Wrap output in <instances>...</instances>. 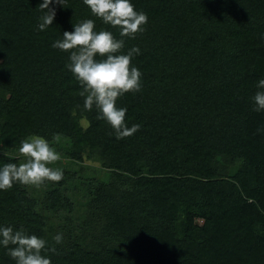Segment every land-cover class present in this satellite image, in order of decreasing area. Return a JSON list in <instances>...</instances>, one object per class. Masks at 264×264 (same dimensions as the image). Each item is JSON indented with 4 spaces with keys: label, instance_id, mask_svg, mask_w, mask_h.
<instances>
[{
    "label": "trees",
    "instance_id": "16d2710c",
    "mask_svg": "<svg viewBox=\"0 0 264 264\" xmlns=\"http://www.w3.org/2000/svg\"><path fill=\"white\" fill-rule=\"evenodd\" d=\"M42 2L0 0V168L18 163L1 150L19 152L29 136L73 133L76 110L89 127L71 156L116 169L139 196L117 202L102 184L80 215L58 190L39 209L15 183L0 191V227L45 239L51 264H264V111L252 102L264 79V0H130L148 16L135 39L83 0L49 5L53 24L39 31ZM88 19L124 39L122 54L140 50L131 63L141 90L117 102L128 127L139 120V141L117 139L83 107L69 53L52 47ZM0 264H15L3 246Z\"/></svg>",
    "mask_w": 264,
    "mask_h": 264
},
{
    "label": "clouds",
    "instance_id": "9594fccd",
    "mask_svg": "<svg viewBox=\"0 0 264 264\" xmlns=\"http://www.w3.org/2000/svg\"><path fill=\"white\" fill-rule=\"evenodd\" d=\"M63 0H43L39 8L44 15L39 31L53 24L56 12L49 5ZM92 15L104 24L119 29L120 37L135 39L144 32L148 16L135 10L130 0H83ZM95 23L88 19L73 26L72 32L65 31L62 39L52 47L69 53L67 69L79 82L84 98L83 107L98 111L97 119L104 120L114 130L117 139L132 136L140 129L139 124L128 127L125 123L126 108L117 107V100L126 93L141 90L140 70L132 66V58L140 54L138 47H132L122 54L124 39H117L112 32L95 31ZM100 59H97V58ZM252 97L254 111H264V79H261ZM59 134L53 136L52 143L58 142ZM47 139L33 135L21 141L19 154L24 159L19 163H7L0 168V191L10 190L15 183L41 187L46 182H59L63 170L51 165L62 159L60 153ZM55 244L63 242V233L53 237ZM0 246L8 249V255L15 264H51L43 253H56L43 238L29 234L25 229L14 230L12 226L0 227Z\"/></svg>",
    "mask_w": 264,
    "mask_h": 264
},
{
    "label": "rangeland",
    "instance_id": "374dc122",
    "mask_svg": "<svg viewBox=\"0 0 264 264\" xmlns=\"http://www.w3.org/2000/svg\"><path fill=\"white\" fill-rule=\"evenodd\" d=\"M67 81L71 82L72 78L70 77ZM73 88L71 87L72 90ZM122 97L119 99H122ZM71 118L74 125L72 126L74 132H67L68 135H65L55 131V134H59L60 136L59 141L52 143L53 137L49 140V142L52 143V146L58 153H60L62 157V159L56 162V164L51 165L52 167L61 168L63 173H65L63 174V179L61 182H46L45 185L41 187L17 183L18 188L23 190L32 199H35L39 204V209L43 207L42 201L47 199V195H49V193L53 190H58L65 199L73 203V213H79L80 215L85 213V205H87L91 198L98 194V188L102 184H105L107 189H112L111 194L114 198V201L123 203L131 197L137 198L139 194L135 189L134 183H131L127 176L122 178L117 177L116 169L105 168L101 166L100 162L97 160L87 157L80 160L71 156L72 152L78 151L76 148L79 146L77 141H74V138L77 135L79 136L80 134L86 133L89 127V120L86 119L84 115H80L76 110L72 111ZM128 119H131V123H139V120L135 116H131ZM142 132L139 131L137 132L138 134L136 136H133L136 141L140 140V137L143 134ZM134 139L133 143L128 142L125 143L124 146L130 147L132 144H135L136 141ZM84 140L88 141V138L86 137ZM87 150L88 152L90 151L88 147L85 148V152ZM1 152L11 158L18 156V163L24 159L22 156H20L19 152H12L8 149H2ZM146 155L149 157L148 151L146 152ZM141 161L145 162L143 158H141ZM58 215L64 217V215H72V213L70 214L66 209H62ZM55 221H58L57 217Z\"/></svg>",
    "mask_w": 264,
    "mask_h": 264
}]
</instances>
